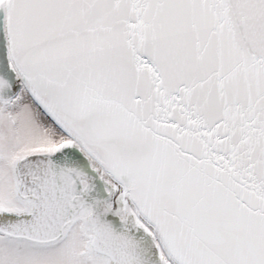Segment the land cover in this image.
<instances>
[{
    "label": "snow or ice",
    "instance_id": "obj_1",
    "mask_svg": "<svg viewBox=\"0 0 264 264\" xmlns=\"http://www.w3.org/2000/svg\"><path fill=\"white\" fill-rule=\"evenodd\" d=\"M0 264H264V0H0Z\"/></svg>",
    "mask_w": 264,
    "mask_h": 264
}]
</instances>
